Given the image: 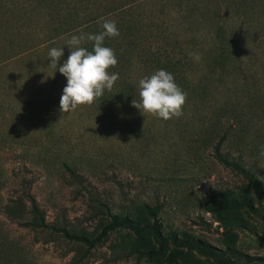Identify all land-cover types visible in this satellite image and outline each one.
I'll list each match as a JSON object with an SVG mask.
<instances>
[{"label":"rangeland","instance_id":"rangeland-1","mask_svg":"<svg viewBox=\"0 0 264 264\" xmlns=\"http://www.w3.org/2000/svg\"><path fill=\"white\" fill-rule=\"evenodd\" d=\"M134 1L112 21L117 28L124 24L118 39H127L128 57L139 63L146 60L148 66L136 61L123 78L131 83L133 99L139 102V79L160 70L150 65L151 57L171 64L166 71L173 75L180 70L187 80L175 78V82L187 93V100L179 118L165 121L143 115L129 98L107 109L85 104L62 113L64 87L57 84L52 68L49 73L48 47L34 52L33 61L18 57L10 62L15 51L1 37L6 31L10 41L17 37L21 48H29L32 38L45 42L55 36L52 19L33 11L34 0H0V66L11 64L13 72L7 78L16 80L11 88L0 86V264H70L76 254L82 258L80 264H167L173 250L170 245L152 259L132 256L114 261V249L122 237H129L127 232L113 233L87 252L85 246L60 234L27 229L8 219L3 207L29 187L49 223L78 234L94 232L107 212L136 215L148 205L159 210L164 235L201 240L218 252V257H212L184 250V258L175 264H264V197L248 179L222 164L215 152L224 138L221 152L264 178V156L260 155L264 30L259 28L241 44L240 60L230 64L231 71L240 66L239 73L219 77L208 69L212 41L193 37L198 29L209 33L210 27L204 24L211 16V4L183 0L179 7L181 0ZM118 4L120 0H115ZM193 8L200 10L197 17ZM70 38L62 37L57 48L66 50ZM138 44L142 50L134 51ZM203 47L205 53L200 52ZM189 53L201 59L196 61ZM44 73H49L47 78H42ZM244 190L254 211L211 202L212 197L239 195ZM220 215L238 217L248 229L226 226L219 221ZM144 239L146 247L159 249L152 234Z\"/></svg>","mask_w":264,"mask_h":264},{"label":"trees","instance_id":"trees-1","mask_svg":"<svg viewBox=\"0 0 264 264\" xmlns=\"http://www.w3.org/2000/svg\"><path fill=\"white\" fill-rule=\"evenodd\" d=\"M206 4H211V16L207 19L205 26L210 27L209 33H203L200 29L193 32V37L196 41L198 37L203 36L208 41H212L213 48L209 50V53L213 56L208 63V69L211 74H217L219 77L224 75L239 73V67H234V70H230V64H235L240 60L243 51L241 45L247 40L249 35L253 36L254 32L259 28L264 30V0H202ZM34 12L45 13L46 17L52 19V32L54 37L48 39L45 42L36 41L32 38L28 32H24L26 38H32L34 44L26 49L21 48L20 41L16 37L15 40L10 41L6 31H3L1 37L10 43L12 51H15V55L11 58V61L16 60L18 57L22 59L35 58L37 50L48 47L50 50L52 47H57L62 37L80 35L81 32L87 34H99L103 31L102 25L105 20H112L115 16L124 14L128 8L134 6V0H120V4L115 5V0H34ZM190 4V2H189ZM179 7L183 6V0L178 4ZM38 12H37V11ZM32 11V12H33ZM102 11V15L99 14ZM198 8H193L192 12L197 17ZM263 24V25H262ZM262 25V26H261ZM261 26V27H259ZM95 28V30H93ZM119 31L124 29V24L118 28ZM21 34H18V36ZM200 39H202L200 37ZM60 41V42H59ZM116 41L119 44V49L114 50L118 63L115 67L110 68L109 72L119 73V79L114 84L111 91L105 90L104 94L95 100L91 105L92 107H101V109H107L116 102H122L124 99H133L135 92L131 83L124 80L126 70L130 69L138 59L128 57L126 44L128 42L126 38L118 37H106L104 46L114 49ZM247 42V41H246ZM22 43V42H21ZM94 42H86L82 44L83 47L89 51L93 50ZM130 45V44H129ZM132 47V45H130ZM211 47V46H210ZM123 50V51H122ZM134 51H140L142 48L140 45H134ZM200 52H206V48H201ZM69 47L64 50V56L57 62L58 67L55 71L56 82L62 88L66 86L67 79L59 71L58 68L67 59ZM154 56V55H153ZM155 57V56H154ZM148 60L150 65L158 67V69L166 70L171 64L166 61H161L160 58H154ZM141 63L147 65L146 60H140ZM139 63V62H138ZM139 63L140 66L142 64ZM11 64L8 63L0 66V86L6 88L13 85L14 76H10L13 71L10 69ZM49 73H50V58H49ZM43 67V65L41 66ZM49 73L42 74V78H47ZM174 78L185 82L187 77L185 74L176 70ZM210 74V75H211ZM14 75V74H12ZM16 81V80H15ZM46 83V82H45ZM34 84V83H33ZM32 84V85H33ZM47 88V86H41ZM10 103H12L10 101ZM15 103V102H14ZM13 104V103H12ZM224 138L222 139V141ZM222 141H220L216 148V157L218 160L228 168H232L239 174L244 176L250 182V185L255 192L264 197V178L261 180L257 173L253 172L251 168L246 167L244 164L235 160H231L228 155L221 152ZM72 178H77L76 174L72 170H67ZM264 177V176H263ZM28 190V191H27ZM31 188L25 189L22 192L16 193L10 197L6 205L3 207V213L6 217L14 222H18L21 226L31 229L33 231H50L52 233L60 234L66 240L76 243L77 245H83L87 248V252L101 246L105 243L109 236L113 233L127 232L128 238H123L120 244L117 245L114 261L128 258L132 256L154 258L159 256L165 251L164 248L172 246L173 250L169 253L167 258V264H175L179 259L184 258V250L187 252H197L202 255H209L212 257H218V252L215 248L207 245L201 240H196L190 237H178L176 235H164L162 232V226L158 220V209L152 208L148 205H143L136 215H113L107 212V218L100 220L99 226L91 234H78L66 227L57 226L47 221V214L39 205L35 196L30 192ZM248 190H244L239 195L225 193L218 198L212 197L211 202L217 206L231 209L245 208L249 211H254L251 198L248 196ZM100 207L107 210L104 204H100ZM150 219L153 222H150ZM219 221L224 225H228L231 228L246 229L245 222L238 218H229L220 215ZM248 229V228H247ZM152 234L155 242L159 245L158 250L146 247L145 235ZM81 259H78L76 254L70 264H80ZM223 263V260H219Z\"/></svg>","mask_w":264,"mask_h":264},{"label":"clouds","instance_id":"clouds-1","mask_svg":"<svg viewBox=\"0 0 264 264\" xmlns=\"http://www.w3.org/2000/svg\"><path fill=\"white\" fill-rule=\"evenodd\" d=\"M103 31L99 34L72 35L66 41L70 54L58 71L67 79L60 98V111L67 113L80 105H91L100 98L105 90L111 91L119 79V73L109 72L117 65L118 60L114 49L104 46L106 37L120 35L116 22L105 20ZM94 42L93 50L89 51L82 44ZM196 61L199 54L189 53ZM48 56L50 66L57 70L58 61L64 56L63 47H52ZM43 82V81H42ZM139 102L132 100V106L145 113L167 121L183 115V106L187 100L184 92L175 82L174 75L164 69L155 71L151 76H145L138 81ZM264 156V146L260 152Z\"/></svg>","mask_w":264,"mask_h":264}]
</instances>
